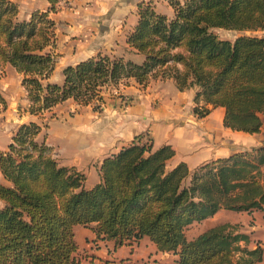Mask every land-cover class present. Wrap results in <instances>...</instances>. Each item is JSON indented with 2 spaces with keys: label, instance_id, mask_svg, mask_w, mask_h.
I'll use <instances>...</instances> for the list:
<instances>
[{
  "label": "trees",
  "instance_id": "trees-1",
  "mask_svg": "<svg viewBox=\"0 0 264 264\" xmlns=\"http://www.w3.org/2000/svg\"><path fill=\"white\" fill-rule=\"evenodd\" d=\"M46 10L17 17V5L0 0V66L21 74L27 106L41 115L71 98L100 111L102 91L132 78L144 86L150 75L170 77L178 90L193 88V101L224 109V127L259 133L264 116V0H167V17L149 1L137 6L127 31L128 47L142 55L135 63L122 56L97 54L62 69L60 84L47 81L56 54L55 0ZM213 29L234 31L219 38ZM50 49H47V48ZM6 102L0 95V108ZM201 117L204 107H193ZM46 123L43 122V126ZM40 126L19 124L0 151V264H76L73 227L89 226L102 238L122 242L146 236L177 264H256L263 250L237 224L222 222L190 239L184 229L219 209L261 210L264 204V145L216 158L189 170L172 167L169 145L151 150L136 135L104 157L100 181L89 189L73 166L57 165Z\"/></svg>",
  "mask_w": 264,
  "mask_h": 264
},
{
  "label": "crops",
  "instance_id": "crops-1",
  "mask_svg": "<svg viewBox=\"0 0 264 264\" xmlns=\"http://www.w3.org/2000/svg\"><path fill=\"white\" fill-rule=\"evenodd\" d=\"M10 1L17 5L19 19H27L32 11L46 10L50 5L48 0ZM147 1L156 12L172 16L173 10L167 0H68L69 6H57L54 12L48 13L54 22V47L51 49L56 57L47 81L60 84L66 65L97 54L122 56L140 63L142 55L128 47L125 36L136 22L138 4ZM55 3L56 0L54 7ZM159 4L165 11H158ZM255 33L264 36V27ZM117 91L127 98L126 101L120 102L116 97L109 99L106 95L110 91L103 90L104 103L100 111L93 110L91 104L79 105L68 98L41 115L29 114L24 111L27 100L21 74L9 64L0 66V95L6 102V107L0 108L3 111L0 151L7 149L11 136V133H2L3 128L12 127L13 131L19 124L33 121L40 126L34 139L49 146L51 156L59 158V165L73 166L82 172L83 187L89 189L100 181L102 159L127 145L136 135H140V141L147 140L151 150L169 145L173 155L167 160V166L184 162L189 170L245 150L243 147L251 149L264 145L254 138L259 133L224 127L222 107L203 105L201 101L195 103L194 89L178 90L170 77L150 75L144 86L129 78L118 84ZM194 106L207 108V114L197 116ZM253 140L257 144L249 148L248 143ZM93 171L97 175L88 183ZM222 212L227 218L237 215L225 222L237 224L240 232L248 234V247L258 242L263 253L256 264H264V204L261 210L250 212L219 209L201 221H208ZM73 233L76 264H176V254L157 250L146 236L132 242H118L97 236L82 225H75Z\"/></svg>",
  "mask_w": 264,
  "mask_h": 264
},
{
  "label": "rangeland",
  "instance_id": "rangeland-1",
  "mask_svg": "<svg viewBox=\"0 0 264 264\" xmlns=\"http://www.w3.org/2000/svg\"><path fill=\"white\" fill-rule=\"evenodd\" d=\"M158 1V0H157ZM160 1V0H159ZM162 3V2H161ZM152 5V4H151ZM57 8L54 7V11L56 10ZM158 11L160 12H163L165 11V7L162 5V4H159L158 6ZM50 13V12H49ZM214 33L217 34V36L219 38H227V39H232L233 37H235V35L237 34L236 32L234 31H224V30H219V29H213ZM257 34V33H256ZM22 77V76H21ZM109 99L111 98H118L116 95H113L111 93H109V95H106ZM26 98V97H25ZM119 100V98H118ZM121 102V100H119ZM3 111H0V122L3 120ZM3 124V123H2ZM5 125V124H4ZM4 132V134H7L9 135V133L12 132V127H9V128H3L2 130V133ZM254 138H256L257 142L259 143H264V116L262 117V127H261V130L259 132V134L255 135ZM147 141V140H145ZM254 144H257L255 143V141H249L248 143V147L250 148L251 146H253ZM49 147V146H48ZM51 148V147H50ZM245 150H249L248 148L246 149L245 147H243ZM51 155V153H50ZM57 163V165H59V161L58 159L59 158H56L54 156H51ZM62 166V165H60ZM77 170V169H76ZM78 171V170H77ZM80 172V171H78ZM82 173V172H80ZM83 174V173H82ZM94 175L96 176L97 174L95 173V171H93L90 176H89V180H88V183L90 181V179H94ZM84 176V174H83ZM0 183H3V184H6V181H4L3 179H1V176H0ZM82 185H83V181H82ZM226 214L225 213H220L219 214H216L215 216H213L211 219H208V221H200V222H193L191 224H189L185 229H184V235H185V238L186 239H190L192 237H194L195 235H197L198 233H200L202 230H204L207 226L209 225H213V224H217V223H221V222H225V221H228L229 218L230 219H233L235 218V216L237 215H233L234 217H229L227 218L225 216ZM83 226V225H82ZM89 227V226H88ZM87 227V228H88ZM89 229L91 230V228L89 227ZM92 231V230H91ZM93 232V231H92ZM94 233V232H93ZM95 234V233H94ZM96 235V234H95ZM75 240V239H74ZM177 264V263H176Z\"/></svg>",
  "mask_w": 264,
  "mask_h": 264
},
{
  "label": "built area",
  "instance_id": "built-area-1",
  "mask_svg": "<svg viewBox=\"0 0 264 264\" xmlns=\"http://www.w3.org/2000/svg\"><path fill=\"white\" fill-rule=\"evenodd\" d=\"M57 6L66 7V6H69V2L68 0H56L55 7L57 8ZM110 93L113 95H116L119 98V100H121V102H125L127 99L125 96L118 93L117 88H112L110 90Z\"/></svg>",
  "mask_w": 264,
  "mask_h": 264
}]
</instances>
